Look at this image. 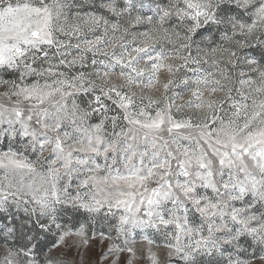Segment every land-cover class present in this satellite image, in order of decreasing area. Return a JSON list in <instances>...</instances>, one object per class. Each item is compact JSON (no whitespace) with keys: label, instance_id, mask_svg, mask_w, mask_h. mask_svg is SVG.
<instances>
[{"label":"snow or ice","instance_id":"6c2138e0","mask_svg":"<svg viewBox=\"0 0 264 264\" xmlns=\"http://www.w3.org/2000/svg\"><path fill=\"white\" fill-rule=\"evenodd\" d=\"M73 236L264 264V0H0V264Z\"/></svg>","mask_w":264,"mask_h":264},{"label":"rangeland","instance_id":"374dc122","mask_svg":"<svg viewBox=\"0 0 264 264\" xmlns=\"http://www.w3.org/2000/svg\"><path fill=\"white\" fill-rule=\"evenodd\" d=\"M159 78L161 82H163L166 79V74L161 73ZM161 92L162 89L160 88L159 85H157L156 87L152 88L149 91V94L159 96L161 95ZM95 223H96L95 220L91 222H85L86 230H88L90 226H94ZM82 244H83L82 237L73 236L66 239L63 247L64 264H97L96 255L103 250L104 247L103 243L101 245H97L94 251H89L88 249L84 248ZM136 248L138 254L143 255V244L138 242ZM160 255L161 258L163 259L165 255L163 249L160 250ZM99 264H104V261H100Z\"/></svg>","mask_w":264,"mask_h":264}]
</instances>
